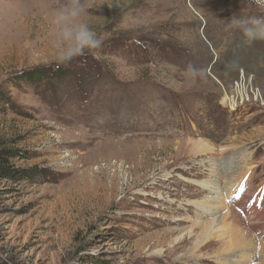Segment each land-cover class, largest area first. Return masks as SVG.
I'll return each instance as SVG.
<instances>
[{"label": "rangeland", "instance_id": "374dc122", "mask_svg": "<svg viewBox=\"0 0 264 264\" xmlns=\"http://www.w3.org/2000/svg\"><path fill=\"white\" fill-rule=\"evenodd\" d=\"M66 3L0 0V151L19 170H0V264H258L264 94L235 111L219 101L220 90L232 105L251 98L233 84L236 72L249 81L244 69L264 87V42L225 44L219 23L264 9L248 0H82L101 45L63 64L52 20ZM188 63L205 69L193 87ZM57 68L73 73L67 86L36 81ZM121 139L116 156L105 151ZM202 140L212 149L199 154ZM27 170L32 177L20 175ZM86 172L96 173L93 186ZM216 179L222 194L211 192ZM234 230L247 232L250 257L226 249Z\"/></svg>", "mask_w": 264, "mask_h": 264}, {"label": "clouds", "instance_id": "9594fccd", "mask_svg": "<svg viewBox=\"0 0 264 264\" xmlns=\"http://www.w3.org/2000/svg\"><path fill=\"white\" fill-rule=\"evenodd\" d=\"M248 4L264 9V0H248ZM86 15L87 8L82 0H67L55 13L52 20V44L57 50L60 63L67 64L101 45L97 32L83 19ZM219 24L223 29L221 39L225 44L230 43L235 36L248 47L257 42H264V14L246 12L233 15ZM182 74L188 87H193L204 78L205 69L188 63Z\"/></svg>", "mask_w": 264, "mask_h": 264}, {"label": "bare ground", "instance_id": "6f19581e", "mask_svg": "<svg viewBox=\"0 0 264 264\" xmlns=\"http://www.w3.org/2000/svg\"><path fill=\"white\" fill-rule=\"evenodd\" d=\"M230 93H232V96H233V94H235V95H239L238 94V91L237 90H231L230 91ZM123 141H124V139H121V140H116L115 141V144L114 145H109V146H111V147H109V146H107L106 148H105V151L106 150H108V149H117V151L116 152H114L113 154H114V156H116L117 154H118V152H119V149H121V147H123ZM192 146H193V144H192ZM195 146H196V148H197V152H199V154H200V152H204L205 150H209V149H212L211 147H210V145L209 144H207L205 141H199V142H196L195 143ZM108 148V149H107ZM113 151V150H112ZM109 152H110V150H109ZM108 152V153H109ZM105 154H107V152L105 153ZM111 156V155H110ZM87 173V172H86ZM87 175V182H86V184L89 182V183H91L92 184V186H93V181L92 180H94V178H96V173L95 172H92L91 174H86ZM84 176H85V174H84ZM220 177L223 179L224 178V176H223V174L221 173V175H220ZM228 181H226L225 183H226V186H228L227 184H229V182L227 183ZM221 183L219 182V179L217 180L216 179V181H214V183H213V189L211 190V192H216V194L218 193V194H222V193H224V190L226 189V187H225V185H224V187H221V186H219ZM95 189V188H94ZM215 190V191H214ZM90 192V191H89ZM213 195H215V194H211V195H208L207 196V198H212L213 197ZM216 197V196H215ZM213 203V205H214V207L213 208H216V207H218L220 204H221V200H220V198H216L215 199V201H213L212 202ZM238 220V219H237ZM236 220V221H237ZM231 222V221H230ZM243 222V221H242ZM240 223L239 224V228L242 230V231H244V224L243 223ZM233 224V223H232ZM210 226H207L206 228H205V230L207 231V229H210L209 228ZM238 227H236V228H238ZM235 228V229H236ZM238 228V229H239ZM233 236H232V240L230 241V243H229V245L226 247V249L227 250H231V252L232 253H230V254H237V253H239V252H243V256L242 257H244L245 255L247 256V257H250V255L251 254H248V249H249V247H250V245H251V243H249L250 241L248 240V234H247V232L245 233V232H242V233H239V231L237 232L236 230H234L233 231ZM251 240H253V239H251ZM228 244V243H227ZM262 247V246H261ZM248 251V252H247ZM260 252V251H259ZM245 256V257H246ZM244 257V258H245ZM249 260V259H248ZM236 262H237V260H236ZM238 262H240V261H238ZM246 262V261H245ZM230 263V262H229ZM264 264V256L261 258V260H260V262L258 263V264Z\"/></svg>", "mask_w": 264, "mask_h": 264}, {"label": "built area", "instance_id": "2783aa9c", "mask_svg": "<svg viewBox=\"0 0 264 264\" xmlns=\"http://www.w3.org/2000/svg\"><path fill=\"white\" fill-rule=\"evenodd\" d=\"M207 42V41H206ZM208 44V43H207ZM210 46V45H209ZM211 47V46H210ZM213 52V51H212ZM215 54H214V52H213V60L211 61V64L209 65V69H208V72H210V68L213 66V64L215 63V61L217 60V58L214 56ZM242 70V69H241ZM238 72H236V75L234 76V79H233V84L235 85V87L237 88L238 87V84H243V86H242V88L243 87H245L247 90H248V93H249V96L251 97V98H249L248 100H240V99H237L236 98V100L235 101H237L236 103H234V105H232V104H229L228 103V100H226V101H224V102H222V96H223V93H222V91L220 90V87H222V85H223V81L222 80H220V78L219 79H217V78H214V76H213V74H210L211 75V77L215 80V82L217 83V85H219L220 87H219V90H220V92H221V94H222V96L220 97V105L222 106V107H224V108H226V109H228L229 111H235L236 109H238V108H240V106L241 105H244V104H247V103H251L252 101H254V102H258V103H260L259 101H257V98L256 97H254L253 95H254V91H257L259 94H261V92L264 94V87H257V86H255V84H254V82L252 81L253 80V77H254V75L253 74H250V73H248L245 69L241 72V74H245L246 75V73H247V75H246V77L247 78H249V81H246V80H243V82H240V79H238L237 78V76L239 75V73L237 74ZM221 82H220V81ZM220 83H219V82ZM224 85H225V83H224ZM228 87V86H227ZM228 92L227 93H225V94H228V96H232V93H230V91L229 90H227ZM222 102V103H221ZM261 104V103H260ZM264 104V102L261 104V105H263Z\"/></svg>", "mask_w": 264, "mask_h": 264}, {"label": "trees", "instance_id": "16d2710c", "mask_svg": "<svg viewBox=\"0 0 264 264\" xmlns=\"http://www.w3.org/2000/svg\"><path fill=\"white\" fill-rule=\"evenodd\" d=\"M72 75H73V73H71L67 69L57 68V70L51 71L50 74L45 72V71H41L39 76L36 77L37 78L36 81H38V80L39 81L40 80H49V79L56 78L55 79L56 84H58V85L64 84L65 86H67L71 82ZM6 154H12V152L7 151V150L0 151V170L5 171L8 176H10L12 178H16L19 175V170L11 168L10 165L5 163L6 162V159H5ZM33 173H34L33 170H27V171H23L22 173L20 172V175L30 178L33 176Z\"/></svg>", "mask_w": 264, "mask_h": 264}]
</instances>
